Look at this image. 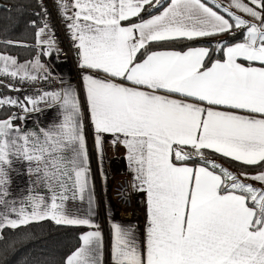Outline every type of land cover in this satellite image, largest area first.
I'll list each match as a JSON object with an SVG mask.
<instances>
[{"label":"snow or ice","instance_id":"6c2138e0","mask_svg":"<svg viewBox=\"0 0 264 264\" xmlns=\"http://www.w3.org/2000/svg\"><path fill=\"white\" fill-rule=\"evenodd\" d=\"M58 7L79 67L88 70L82 80L101 178L106 182L102 161L111 136L112 146L126 150L130 187L146 197L142 242L135 226L111 224L112 264H264V0H58ZM237 32L242 40L218 42L223 59L210 65L208 47L149 50ZM52 36L45 20L36 28L33 60L0 53V77L50 79L40 57L58 54ZM0 87L20 91L2 80ZM42 103L59 109L47 128L14 123L43 111ZM5 105L20 114L0 119V242L6 229L50 219L91 229L63 264H104L79 94L69 85L23 100L0 97ZM206 151L257 171L236 175ZM194 157L199 163L190 164ZM19 161L49 196L30 188L9 199V173ZM69 200H86L87 212L70 213Z\"/></svg>","mask_w":264,"mask_h":264},{"label":"trees","instance_id":"16d2710c","mask_svg":"<svg viewBox=\"0 0 264 264\" xmlns=\"http://www.w3.org/2000/svg\"><path fill=\"white\" fill-rule=\"evenodd\" d=\"M0 3L7 8L0 7V53L16 57L18 61L33 59L38 49L35 47L36 28L43 26V13L37 0H0ZM39 14V15H37ZM147 14H144V18ZM36 21V27L31 22ZM135 21V18L133 19ZM240 32L225 34L217 38L197 39L194 41H176L161 45H153L149 50L160 49H184L195 45H208L213 51L210 54L208 63L222 56V53L214 49L218 42L226 41L233 44L242 40ZM7 41L21 42L26 47L8 45ZM40 59L44 61V56ZM6 92L4 87H0V95ZM9 108L0 110V117H7ZM205 155L209 159L227 168L231 172L253 173L255 168H245L241 164L231 161L219 155H214L211 151H206ZM193 164L199 163V158L194 157ZM85 231L81 226L56 225L54 221L48 219L39 222H32L19 229L5 230V242H0V264H63L67 254L78 244V237ZM15 240L16 243L8 248L7 242Z\"/></svg>","mask_w":264,"mask_h":264},{"label":"crops","instance_id":"0c3cea01","mask_svg":"<svg viewBox=\"0 0 264 264\" xmlns=\"http://www.w3.org/2000/svg\"><path fill=\"white\" fill-rule=\"evenodd\" d=\"M220 2L225 4L226 6L229 5L230 0H220ZM167 0H165V4ZM234 10V9H233ZM71 11V10H70ZM235 11V10H234ZM145 18H148L147 16ZM250 18V17H245ZM216 39L221 36H215ZM210 37V38H215ZM208 39V38H203ZM190 47H208V45H195ZM189 48V47H187ZM184 49H174V50H186ZM165 50V49H160ZM171 50V49H169ZM156 51V50H153ZM221 53V52H220ZM44 61L41 62L47 67L51 76L59 79L61 83V88L71 86L73 89L77 91L79 94V98L82 104V113H83V122L85 125V134L87 139V146L89 151L90 157V169H91V179L94 183V213L92 215V219L96 224L99 225L100 230L103 233L104 237V264L106 260L111 259V224L112 223H119L120 225L127 227V226H135L137 235L141 242L143 241V234L146 225V221L144 223H140L137 218H123L119 215V208L114 204L113 200L110 196V181L116 175L119 174H128L132 180V173L129 170L128 162L126 160V150L123 146H112L111 136H105V144H104V153H103V161H102V168L103 172L107 177L106 182L102 180L101 173H100V165L97 158V153L94 148V139H93V130L90 124V120L88 117L87 109H86V96L83 86L82 77L86 71L79 67V59L78 56L76 58V65L78 67V84L75 83V76L74 72L71 68V65L67 61L57 60L56 53L52 56H44ZM216 59H223V54L221 57ZM214 59V60H216ZM33 60V59H31ZM27 60V61H31ZM212 60V61H214ZM211 61V62H212ZM20 63H24L25 61H19ZM210 62V63H211ZM210 63H208L210 65ZM97 76H103V73H91ZM40 108L43 109L41 112H32L27 115V119L24 120L23 125L20 127L24 130H32L37 131L39 128H47L53 122H55L59 117V109L58 107H48L45 104H40ZM5 117H0L3 119ZM230 160V159H229ZM235 162V161H234ZM190 164H193L189 162ZM239 163V162H237ZM240 164V163H239ZM27 162L19 161L13 164L12 171L9 173L10 183L8 185V191L10 193L9 199H16L19 200L21 197H26L29 194V189L34 188L35 192H39L41 195H45L46 197L49 196L48 189L45 188L41 184L33 185L32 181L35 180V176H29L27 171ZM236 173V172H233ZM240 175V173H237ZM245 183H252L259 184L258 182L252 180H245ZM136 194H140L141 192L136 191L133 188ZM65 207L70 213H78V214H85L88 210V204L85 200L81 202L79 200L72 201L69 200L65 202ZM2 210V209H0ZM146 218H147V205H146ZM82 227V226H81ZM85 231H89L91 229L84 227Z\"/></svg>","mask_w":264,"mask_h":264},{"label":"built area","instance_id":"2783aa9c","mask_svg":"<svg viewBox=\"0 0 264 264\" xmlns=\"http://www.w3.org/2000/svg\"><path fill=\"white\" fill-rule=\"evenodd\" d=\"M40 4L41 11L43 13V21H47L49 24L53 36L52 38L56 42V46L59 49L56 53L57 60L67 61L71 65L74 72L75 83L78 84V67L76 65V50L74 48L71 35L66 28V21L62 16L58 7V0H37ZM71 0H69V3ZM47 13V16L44 13ZM5 84L14 83L15 87L20 91H13L6 89V92L0 97H11L14 99L23 100L24 97L37 96L41 91H55L61 88L59 79L51 76L48 80H37L35 82L10 81L7 77H0ZM3 108H9V114H20V109L15 106H3ZM7 115V116H8ZM16 125H23L24 120H15ZM131 177L128 174H119L114 176L110 181V196L114 204L119 208V215L123 218H137L140 223L146 221V197L143 193L136 194L132 187H130ZM105 264H112V261L106 260Z\"/></svg>","mask_w":264,"mask_h":264},{"label":"rangeland","instance_id":"374dc122","mask_svg":"<svg viewBox=\"0 0 264 264\" xmlns=\"http://www.w3.org/2000/svg\"><path fill=\"white\" fill-rule=\"evenodd\" d=\"M164 2H165V0H164ZM224 4V3H223ZM225 5V4H224ZM226 6V5H225ZM237 14H241V13H237ZM246 19H251V18H246ZM225 168V167H224ZM227 169V168H226ZM236 175H239V174H237V173H235ZM112 179V178H111ZM254 185H256V184H254ZM257 186H258V188L259 187H261L262 185L261 184H257Z\"/></svg>","mask_w":264,"mask_h":264},{"label":"water","instance_id":"95a60500","mask_svg":"<svg viewBox=\"0 0 264 264\" xmlns=\"http://www.w3.org/2000/svg\"><path fill=\"white\" fill-rule=\"evenodd\" d=\"M0 7H1V8H7V6L4 5V4H2V3H0Z\"/></svg>","mask_w":264,"mask_h":264}]
</instances>
